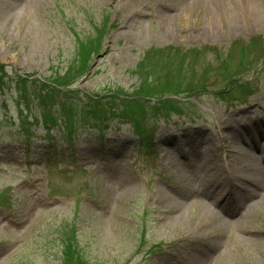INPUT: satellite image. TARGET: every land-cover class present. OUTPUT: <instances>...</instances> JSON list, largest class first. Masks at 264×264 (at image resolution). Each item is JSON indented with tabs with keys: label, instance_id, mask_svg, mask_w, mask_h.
<instances>
[{
	"label": "rangeland",
	"instance_id": "rangeland-1",
	"mask_svg": "<svg viewBox=\"0 0 264 264\" xmlns=\"http://www.w3.org/2000/svg\"><path fill=\"white\" fill-rule=\"evenodd\" d=\"M188 4L0 0V264H264V0Z\"/></svg>",
	"mask_w": 264,
	"mask_h": 264
},
{
	"label": "bare ground",
	"instance_id": "bare-ground-1",
	"mask_svg": "<svg viewBox=\"0 0 264 264\" xmlns=\"http://www.w3.org/2000/svg\"><path fill=\"white\" fill-rule=\"evenodd\" d=\"M183 1H186L187 3L190 4L191 7H194L196 5L195 2L197 3V2H201L202 1V2H205L206 4H209V2H211L213 0H183ZM257 10H258V7H254L252 9V12H251L252 15H254V16L255 15H261L260 13L259 14H255V13H258ZM259 118H262V119H259ZM247 122H250L249 123L250 124L249 127H251V128L257 127L258 125H260V123L263 124V127H264L263 117H260V116H258L256 118H253L251 120H249V118H248ZM246 154L249 157L248 159L251 160V166L247 170H250V169L256 170V169H254V167H255L254 165L255 164H258V161H260L261 159H263L264 158V155L262 156V158H258V156L255 154L254 151H253V153H249V154H248V152H246ZM252 164H254V165H252ZM251 172L254 173V171H251ZM261 174H263V173H261ZM241 176H242L241 178H240V176L237 177V180H243L244 179L243 181L250 182L251 184H253V189L254 188H258V190L261 189L263 191L262 195L259 196V198L256 199L258 201L257 202H253L251 205L248 206V209H247L248 210V213L246 214V216L244 218V220H245L246 218L248 219L250 216H254L257 213V207H258V205L259 206L264 205V174H263V176L260 175V174L259 175L256 174V175H252L251 177H248V176H245V175L241 174ZM217 189L219 190V188H217ZM238 190L243 191V193L245 191L250 192L247 189L246 190L245 189H242V188L240 189V187H239ZM230 191H234V190H230ZM253 192L254 191H251V193H253ZM201 196L203 197V199H201V201H199V203L201 204L200 205L201 208L199 207L197 213H199V215L201 217H203L204 219H206V220H213V221L215 220V226H216V221H218L219 222V229L217 227V230H219V232H224V229H222V228H228L229 226H227L226 224H224V222H223L224 220H222L220 217H218L217 212L214 209V207H212V209H211V207H208L209 204L205 201L206 200V195L202 194ZM209 196L210 195L208 194V197ZM242 196L243 195L239 196V201L243 199ZM227 197H229V196H227ZM187 209L188 208L186 206H182V209H181V211H182V213H181L182 214V217H180V219L183 220L185 218V215H187V213H186L187 212ZM238 224H241V223H238ZM241 225H243V223ZM241 225H239L238 227H240Z\"/></svg>",
	"mask_w": 264,
	"mask_h": 264
},
{
	"label": "trees",
	"instance_id": "trees-1",
	"mask_svg": "<svg viewBox=\"0 0 264 264\" xmlns=\"http://www.w3.org/2000/svg\"><path fill=\"white\" fill-rule=\"evenodd\" d=\"M144 89H148V88H144ZM144 98H147V97H144Z\"/></svg>",
	"mask_w": 264,
	"mask_h": 264
},
{
	"label": "water",
	"instance_id": "water-1",
	"mask_svg": "<svg viewBox=\"0 0 264 264\" xmlns=\"http://www.w3.org/2000/svg\"><path fill=\"white\" fill-rule=\"evenodd\" d=\"M103 56V55H102Z\"/></svg>",
	"mask_w": 264,
	"mask_h": 264
}]
</instances>
